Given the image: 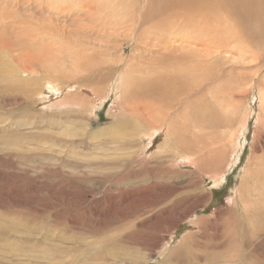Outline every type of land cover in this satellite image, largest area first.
<instances>
[{
	"label": "rangeland",
	"instance_id": "1",
	"mask_svg": "<svg viewBox=\"0 0 264 264\" xmlns=\"http://www.w3.org/2000/svg\"><path fill=\"white\" fill-rule=\"evenodd\" d=\"M114 1L102 0L101 3V0H0V18H4L0 24V35L3 36L2 42H7L6 44L11 48L9 54H4L2 58L0 56L1 67L5 68L4 73L7 77L14 73L20 76V79L15 81L16 85L9 84L15 95L0 91V113L9 119L11 116L18 121L16 122L18 125L12 126L11 132L6 127L3 129L6 134L13 133V138L8 135L5 138L4 135L0 136V216L4 215V218H0V233L6 235H2L0 238V257L4 258L0 264H27L29 257L35 264L34 261L38 258H47L44 256L45 251H42L43 247H50V245L53 246L61 241H63L61 244L64 247L63 250H71L74 257L79 258H76L75 264H140L144 261H148V264L156 262H158L157 264H163V262L164 264H264V179L263 176L259 177V175H264V125L257 126L256 121L257 117L260 116V119L264 117V110L259 113L260 92L258 88L260 85H256L257 82L264 83V0H209L211 3L216 2L217 4L214 3L216 7L219 2H222L221 9L214 14L210 13L209 8H203V0H192L196 6L192 11L190 7L189 12L191 13L188 12L191 24L174 32L178 36L192 38L189 41L190 47H192L189 48V53L192 52L195 64L203 65L200 68L207 67L206 71L212 69L211 72H224L223 78L218 80L217 78L197 80L206 85L201 89H198L201 83L197 82L194 77H189L192 81H196L193 83L195 85L191 90L193 95L188 103L191 106L188 108L190 119L203 116V118H207L203 124L205 128L203 136L208 141L216 138L222 140V136L225 134L227 136L234 130L233 136L238 137L239 144L237 147L230 148V144L227 142L226 146H223L218 161L201 162L198 157L202 151L201 153L193 152L195 168L175 163L174 173L167 177L162 176V178H159L160 175H156L157 177L147 181L145 185L156 180H161L163 184H174L175 190L169 200L175 199L176 201L185 198L188 201L175 206L172 210L174 216L171 213L170 215L168 211L165 213L159 211L162 204L157 205L158 207H149L154 214L158 213V218L144 226L140 224L141 215L136 218L134 225H132L134 218L131 220L127 217L122 222L127 211H134L131 208L142 191L135 187V184H141V177L145 175L146 167H140L139 164L135 166L134 164L137 165V163H128L124 167L118 165L116 169H113V160L117 163L122 162L129 158L127 155L131 156L132 152L139 151L141 147L137 138L134 143L124 141L127 136L134 133L132 128L135 127L133 124L130 125L133 119L130 114L131 109L127 104L130 100L123 95L124 89L117 86L124 83V79L128 77L125 90L129 96L135 97L132 101L150 103L152 97L154 99L157 93L162 91V84L172 79L169 77V71L177 67H186L171 61L169 64L168 60H160V54L169 55L172 53L168 51L152 50L148 53L147 58L138 57L135 60L132 57L136 56L129 45L134 39L145 40V35L152 36V39L156 35L159 36L163 32V16L171 12L178 15L181 14V10L174 9V5H178L176 0H116V3ZM157 4L166 8L160 15L158 10L156 11L158 14L155 12ZM111 5L112 8H109ZM124 7L125 9H123ZM144 7L148 9L146 10ZM138 8L143 15L150 16L155 12V19L162 20L160 23L150 19L151 22H155L152 31L149 29L146 31L148 21L141 23L135 32V35L141 37L140 39L133 38L135 35L133 36L132 32L128 31L129 25L124 22V16H135L140 11ZM228 10L229 12H227ZM194 12L197 17L193 15ZM217 20L220 21L217 23L218 25L214 26ZM158 24L160 26H157ZM119 31L122 35L119 34ZM115 32H118L119 35L114 34ZM144 33L146 34L144 35ZM229 38H231V43ZM165 40H162L164 44H166ZM107 41H110L109 44ZM16 43L19 44V47ZM218 43H221L222 46ZM40 46H44L42 49L45 50V53L58 51L60 54L53 53L52 57L48 55L46 57V54L43 55L39 49ZM22 49L23 51H20ZM69 49L71 50L69 51ZM135 55L137 54L135 53ZM31 56L33 57L30 60L31 63L28 62L30 70H27L28 57ZM152 57H155L156 60H152ZM222 57L227 58L228 61ZM107 62L111 67L106 65ZM12 63H16L17 67L9 69L8 65ZM54 64L62 65L63 68L62 66L60 70L54 68L55 76H51L52 71L49 68L55 67ZM221 64L222 66L217 68ZM35 67L39 70H36ZM77 67L79 71L76 69ZM7 69L9 70L7 71ZM73 70L78 73L81 71L84 80L80 73L77 75L75 74L77 72H71ZM72 73L82 80L81 84L74 83L76 77L74 76V80H72L70 78ZM158 75H162L160 81ZM237 77H241L240 84L231 92L227 89V85H233ZM48 78L63 87L70 84L68 89L77 94L81 93L82 100L84 97L92 98L95 101L93 109L91 111H89L90 108L81 109L72 103L62 101L65 90L61 91V94L48 92L49 89L45 82ZM27 79L32 82V87L35 86V82L38 91L42 92L41 95L38 93L36 95L35 92L33 100H30L29 97L27 100L17 91L20 83ZM179 79L187 78L181 76ZM261 87L264 91L263 84ZM206 89L211 90L212 94L218 95L216 99L212 98L214 107L211 102L210 105L205 106L204 104L207 100H211L209 94V96L205 95L206 93L203 94L207 98L201 96ZM131 92L132 94H130ZM136 94L137 96H135ZM17 95L18 99H16ZM198 95L202 97V100H198L199 102L196 100ZM117 96L119 101L126 104L121 106V110L124 112L123 116L120 115V110L117 107ZM14 99H16L15 102ZM235 107L234 112L230 110ZM215 108L217 109L214 115H210L212 114L211 109ZM145 109V112L149 111L147 107ZM218 109L222 113L226 111L227 114H219ZM201 110L203 116L196 115ZM8 111L12 113L6 114ZM23 113L24 115H22ZM52 113L55 114L52 115ZM243 114H245L244 123H242ZM74 115L76 116L72 119ZM229 119H232V122L224 125L223 122ZM8 120L1 123L0 129L7 122L9 124ZM200 123L199 120L198 124ZM262 124H264V120ZM205 125L207 126L205 127ZM45 127L48 129L46 130ZM255 131L259 132L258 136L255 135ZM14 132L16 133L14 134ZM155 133L153 144L146 145L142 155L143 159L140 162L149 161L158 146L166 140L164 133ZM47 135L55 136L53 141L57 139L62 141H57L58 143L50 147V137L48 138ZM150 138L145 140V143ZM1 140L4 145L1 144ZM24 140H27L25 146L30 147L31 153L25 156L23 153V156H18V153L22 154L18 149H21L20 143ZM81 140L84 141L78 143ZM129 145L134 146L127 148ZM215 145L217 146V144ZM206 148L211 150L216 147L210 143ZM109 151L113 157L109 155ZM64 159L77 160L79 164H84L80 167L81 170L73 172L68 165H65ZM97 161H103V163H96ZM210 166L215 171L210 169ZM201 167H204L203 173L200 172ZM132 168L140 174L130 175V179L128 178L123 186L131 185V190H133L125 192L123 186L115 188L118 190L117 196L112 195L108 200L103 201L108 191L114 190L112 186L115 185V182L119 178L125 177ZM248 169H253L251 174L245 173ZM172 174H174L173 177H171ZM245 176L248 178L244 184ZM136 177L139 178L136 179ZM189 180L192 186L190 191L182 189ZM21 183L25 185L27 191L24 192L17 187ZM239 184H242L247 190L244 191L243 200L245 203L246 196H249L247 200L250 205L247 206V210L238 198L233 204L234 191ZM15 187L18 188L17 192L14 191ZM18 190L21 193L17 195ZM157 190V187L150 188L148 193L154 194ZM17 198L22 199V203L15 207L14 201ZM102 201L105 202V206H103L105 212L91 216L88 210L90 206L98 202L103 203ZM147 213L146 210L145 214ZM171 218L175 223L172 228L169 227ZM19 219L25 223L24 227L17 224ZM160 219L164 222H158ZM200 220H204L203 222L206 223L201 224ZM114 227H116L115 230H110ZM137 227L141 231H138ZM16 229L20 231L27 229L28 231L26 234L23 232L22 246L13 247L12 242H7V235L14 234ZM124 230L126 232L123 233ZM104 237H108V240L111 237L114 238L111 240L112 242H101L100 240ZM168 237H171L173 242L168 241ZM133 238L143 241L139 250L136 243L132 242ZM83 239L84 241H82ZM36 240L41 241V246L35 245ZM154 241L157 243L152 250L150 246ZM29 245L32 246L27 247ZM110 245L112 246L110 247ZM99 246L104 247V251L110 256L109 260L84 259L85 254L98 249ZM173 248H175V253L171 256V260H165L168 252ZM18 251L27 252L29 257L26 260L16 261L19 259V255L15 256L17 258L13 255ZM89 253L93 254V252ZM67 254L61 250L58 257L62 259H58L59 261L57 260L55 263L66 264L69 261L68 257L70 256V260L73 257L70 253L69 256ZM145 254L152 255L150 256L152 258L145 257ZM38 261L41 262L43 259ZM45 262L55 264L54 262Z\"/></svg>",
	"mask_w": 264,
	"mask_h": 264
},
{
	"label": "bare ground",
	"instance_id": "2",
	"mask_svg": "<svg viewBox=\"0 0 264 264\" xmlns=\"http://www.w3.org/2000/svg\"><path fill=\"white\" fill-rule=\"evenodd\" d=\"M86 1V0H85ZM116 1V0H115ZM114 1V2H115ZM131 2H134V1H131ZM137 2V1H136ZM176 2H178V5H174V9H179L181 10V14H176V13H168L166 14V16H163V22L162 20L160 19H155V15L154 13L158 10L159 12V15L161 14L162 11H164L166 8L164 7H161V5H158L155 7V12H153L152 15H143L142 14V11L140 10L135 16L133 17H127L126 15L124 16V22L125 23H128V31L131 33L132 32V35L134 36L135 35V32H137V30L139 29V25L141 23H145V22H149L148 26H147V30H151L152 31V28L155 27V22H151V20H155V21H158V22H162V30L163 32L154 38L152 39L151 37H149L148 35H145L146 33H144L145 35V40L143 41H140L141 37L139 35H135L133 38H136V39H140V40H133L132 42H130V46H131V50L133 51V54L134 56L136 57H132L134 58L135 60L139 57L141 59H144V58H147L148 56V53L150 51H168L169 53L172 52L171 54L169 55H164V54H160L159 56V59L160 60H168L169 61V64H170V61L171 62H175L177 65H180V66H186V67H177V68H174L173 70H170L169 71V77L172 78L170 80H168L166 83L164 82L161 86V89L162 91L157 93V96H155V98L153 99L152 97V102L148 103V102H144V101H141V102H136L135 100L132 101V99L135 97L133 96H129V94H127L126 90H125V86L126 84L128 83V77L126 79H124V83L122 82V84L118 85L117 87L121 86L122 90H123V95L126 96L127 99H129L130 101L127 102V104L129 105L130 109H131V116L133 117L132 119V122L130 125L133 124V127L135 128H132L133 132L134 133H131V137L130 136H127V138L124 140V141H130V142H136V138L138 139L137 142L140 144V148H139V151H136V152H131L133 154L130 155H127L129 156V158H126L124 159L122 162H119L117 163V161L113 160L112 161V164H113V169H116L118 165H120L119 167H124L126 166L128 163H137L134 164L135 166H138V164L141 166H144L146 167L145 169V175L141 177V184H138L136 183L135 184V187L139 188L140 190L143 191H140L141 193L138 194L137 196V200L134 201L135 202V205L131 208V209H134V211H127V214L124 216L123 221H125L127 217H129V219H133L134 218V221L132 223V225H134L136 223V218L138 216H140L139 220H141L140 224L141 225H146L148 223H150V221H156L158 216L157 214H154V212H152V209H150L149 207H156L157 205L159 204H162V206H160V210L159 211H163L164 213L166 211L169 212V214L171 213L172 214V210L175 208V206L177 204H180L182 205L181 203L182 202H185V201H188L187 199H182V200H176L175 199H171L169 200L172 192L175 190V185L174 184H163V182L161 180H156V179H153V180H156V181H152V183L150 184H147V181H150L151 178H154V177H157L156 175H160L159 178H162V176H168L169 174L171 173H174V168H175V163L177 164H181V165H185V166H191L192 168H195L194 165H193V162H194V156H193V152H199L201 153L202 151V154L198 157V160L201 161V162H210V161H218V158L220 157V155L222 154L221 151H223V146L225 147L227 142H229L230 144V148L232 146H235L237 147V144L239 140L238 137H234L233 136V133H234V130L229 132L226 136V134L224 136H222V140L216 138L215 140H210L208 141L207 139H205V137L203 136V130L205 129L203 124H204V121L207 120V118H203L204 116L202 115V110L200 112H197L198 114L196 115H202L203 117H194L193 119H190V116L188 115V112H189V109L191 106L189 103V101L191 100L190 97H192L193 93H192V89L193 87L195 86L193 83H196L197 80H201V79H213V78H217V80L219 78H223L224 76V72L221 73V72H211L212 69L210 70H207L206 71V68L207 67H204V68H200L201 66L203 65H199V63L195 64L193 61V55H192V52L191 54L189 53V48H192L190 47L191 43L189 42L192 38L190 37H187V38H184L183 35H180L178 36V34H174V32H176L178 29H183L185 26H188L189 24H191V17L189 18L188 17V12L190 11V7H191V11L193 10V8L196 6V4H194L192 2V0H176ZM196 2V1H195ZM203 8H209L210 10V13L214 14L215 12L217 13V11H219L221 9V3L219 2V5L216 7V4L214 3H211L209 2V0H203ZM75 3V2H73ZM82 3V2H81ZM86 3V2H85ZM101 3H102V0H101ZM116 3V2H115ZM119 3V2H118ZM139 3V2H138ZM127 4V3H125ZM133 4V3H131ZM79 5V3H78ZM256 5V4H255ZM84 6H86L84 4ZM119 6V5H118ZM145 6V5H144ZM228 6V5H227ZM64 7V6H63ZM109 7V6H108ZM128 7V6H127ZM224 7V6H223ZM226 7V6H225ZM71 8V7H70ZM109 8H112V5L109 7ZM134 8V7H133ZM146 8V7H144ZM125 9V7L123 8ZM127 9H130V8H127ZM126 9V10H127ZM148 8H146L147 10ZM173 9V10H174ZM151 11V10H149ZM120 12V11H119ZM158 12H156V14H158ZM229 12V10L227 11ZM191 13V12H189ZM121 14V12H120ZM149 14V13H148ZM158 15V16H159ZM195 17H197L196 13L194 12L193 14ZM162 17V16H161ZM220 17V16H219ZM7 18V17H6ZM154 18V19H153ZM160 18V17H159ZM1 21H0V24L2 23V20L4 21V18H0ZM226 19V18H225ZM118 20V19H116ZM201 21V19H198V21ZM203 20V19H202ZM209 20V19H208ZM207 20V21H208ZM15 21V20H14ZM214 21V20H213ZM220 20H217L215 22V25H218L217 23H219ZM230 22V21H229ZM17 23V22H16ZM115 23V22H114ZM120 23V22H119ZM206 23V22H205ZM14 24V23H13ZM26 24V23H25ZM106 24V23H105ZM132 24V25H131ZM213 24V23H212ZM15 26V24H14ZM157 26H160L159 24ZM156 26V27H157ZM184 26V27H183ZM121 27V26H120ZM107 28V27H105ZM115 28V27H114ZM117 28V27H116ZM199 29V28H198ZM52 30V29H51ZM110 31V28L108 29ZM112 30V29H111ZM115 30V29H114ZM113 30V31H114ZM158 30V29H157ZM154 31H155V28H154ZM161 31V30H160ZM33 33V32H32ZM114 34H117L119 35L120 34V31H119V34L118 32L114 33ZM128 34V33H127ZM142 34V33H141ZM154 34V33H153ZM172 34V35H171ZM225 34V33H224ZM236 34V33H235ZM42 35V34H40ZM122 35V34H120ZM129 35V34H128ZM155 35V34H154ZM229 35V34H228ZM49 36V35H48ZM51 36V35H50ZM124 36V35H123ZM127 36V35H126ZM230 36V35H229ZM234 36V35H233ZM3 37V36H2ZM2 37L0 35V56L1 58L3 57L4 54L6 53H10V46L4 42H2ZM6 37V36H5ZM21 37V36H20ZM25 37V36H24ZM34 37V36H33ZM101 37V36H100ZM224 37V36H223ZM226 37V36H225ZM237 37H239V35H237ZM28 38V37H27ZM221 38V37H219ZM241 38L243 39L242 35H241ZM30 39V38H28ZM27 39V40H28ZM130 39V38H129ZM166 39L165 40V43L162 41V40ZM226 39V38H225ZM230 40V43H231V38H229ZM233 39V38H232ZM39 40V38H38ZM87 40V39H86ZM131 40V39H130ZM156 40V41H154ZM227 40V39H226ZM115 41V40H114ZM117 41V40H116ZM219 41V40H218ZM42 42V41H41ZM105 42V41H104ZM108 42V41H107ZM110 42V41H109ZM108 42V44H109ZM222 42V41H221ZM225 42V41H224ZM223 42V43H224ZM50 43V42H49ZM94 43V42H93ZM216 43V42H214ZM229 43V44H230ZM248 43V42H247ZM108 44H105V45H108ZM219 44V43H218ZM221 44V43H220ZM219 44V45H220ZM228 44V42H227ZM16 45L18 46L19 44L16 43ZM41 45V44H40ZM151 45V47H150ZM225 45V44H224ZM60 46V45H59ZM99 46H101L99 44ZM222 46V44L220 45ZM228 46V45H227ZM19 47V46H18ZM44 46H40L39 49L42 51L43 55H45L47 57V55L49 57H52V54L53 53H58L60 54L58 51L56 52H53V53H45V50L43 51V48ZM50 47V46H49ZM51 47H53L51 45ZM57 48V47H56ZM61 48V47H60ZM49 49V48H48ZM17 50V49H16ZM39 50V51H40ZM71 49H69L70 51ZM20 51H23L20 50ZM40 51V52H41ZM47 51V50H46ZM181 51V52H180ZM37 52V51H36ZM115 52V51H114ZM98 53V52H97ZM117 53V52H115ZM135 53L138 55H135ZM214 53V52H213ZM50 54V55H49ZM64 54V53H63ZM54 55V54H53ZM91 55V53H90ZM102 55V54H101ZM96 57V56H95ZM120 57V56H119ZM199 57V56H197ZM33 57H28V61H27V70H30L28 69V64L31 63V59ZM90 58V57H89ZM118 58V57H117ZM121 58V57H120ZM200 58V57H199ZM224 58V57H222ZM213 59V58H212ZM224 59H227V58H224ZM36 60V59H35ZM113 60V59H112ZM126 60V58H125ZM152 60H156L155 57H152ZM216 60V58H215ZM230 62H231V58L229 59ZM39 61V60H38ZM198 61V60H197ZM205 61V60H204ZM212 61V60H211ZM228 61V59H227ZM233 61V60H232ZM29 62V63H28ZM199 62V61H198ZM42 63V62H41ZM106 63V62H105ZM108 63V62H107ZM127 63V62H126ZM131 63V62H130ZM212 63V62H211ZM229 63V62H228ZM43 64V63H42ZM128 64V63H127ZM31 65V64H30ZM29 65V66H30ZM55 67H51L49 69H51L52 71V74L51 76H55V71L54 68H58L59 70L61 69V66H59V64H54ZM58 65V66H57ZM89 65V64H88ZM107 66H110L109 63L106 64ZM134 65V64H133ZM139 65V64H138ZM144 65V64H143ZM150 65V64H149ZM155 65V64H154ZM211 65V64H210ZM57 66V67H56ZM98 66V65H97ZM106 66V67H107ZM131 66V65H130ZM152 66V65H151ZM157 66V65H155ZM221 65H219L217 68L221 67ZM9 69L10 68H13V67H17V64L16 63H12V64H9L8 65ZM105 67V66H104ZM111 67V66H110ZM126 67V66H125ZM137 67V66H136ZM33 68V67H32ZM36 68V67H35ZM63 68V66H62ZM94 68H95V65H94ZM134 68V67H133ZM212 68V66H211ZM216 68V69H217ZM7 69V71L9 70ZM57 69V70H58ZM78 70V67L76 68ZM132 69V68H131ZM32 70V69H31ZM34 70V68H33ZM36 70H39L36 68ZM75 70V69H74ZM71 71V72H77V71ZM139 70V69H138ZM5 71V68L4 67H1V59H0V91L2 93H5V94H9L11 93V95H15L14 92L11 90V88L9 87L10 85L9 84H13V85H16V80H19L20 79V76L17 75V73H14L12 74L10 77H7L6 74L4 73ZM79 71V70H78ZM128 72V71H127ZM141 72V71H140ZM80 75H81V71L79 72ZM79 73H75L77 75H79ZM211 73V74H210ZM73 75H71L72 77V80H74V73H72ZM77 75L75 76V80H74V83H77V84H81L82 80H84V78L82 77L83 75H81V77L83 78L82 80H79ZM119 75V74H118ZM125 75V74H124ZM258 75V74H256ZM185 77L187 79H179L180 77ZM194 77L196 79V81H192L189 77ZM215 76V77H214ZM230 76V75H229ZM123 78H125L123 76ZM162 78V75H158V79L160 81V79ZM78 79V80H77ZM236 79V78H235ZM232 80V78H231ZM240 80H241V77H237V79L235 80L236 84L233 83V85L231 86H228L227 85V89L229 91H234L235 88L240 84ZM11 81V82H10ZM28 81V82H27ZM120 81V80H118ZM253 81V80H252ZM47 83V87H48V92L50 93H59L61 94V91L63 92V90H65V92L63 93V99L62 101L64 100V102H69L74 104V106L76 107H81V109H89V111H91L93 109V105L95 103V101H93V99L91 98H88V97H84V99L82 100V94L79 93L77 94L76 92H73L71 89H68V86L70 85H67L66 87H63L61 84H58V83H55V81L51 80L50 78H48L46 81ZM197 82H200L201 83V86L198 88V89H201L202 87H206V85L203 83L202 84V81H197ZM218 82V81H217ZM252 83V82H251ZM119 84V83H118ZM235 84V85H234ZM261 84H263L264 86V83H261V82H257L256 85H260V88H258V91L260 92V96H259V100H258V108H259V113L261 112V110H264V91H262V87H261ZM34 87H32V82L30 80H24L20 83V87H18L17 91H19L21 93V95L26 98L28 100V97L30 100H33L34 98V93L36 92V95L37 93L38 94H42L41 91H38V89L36 88V83L34 82ZM76 85V84H75ZM83 85H85L83 83ZM222 85V84H221ZM230 85V84H229ZM223 86H224V83H223ZM221 86V87H223ZM257 86V87H258ZM129 87V86H128ZM220 87V88H221ZM67 88V89H66ZM127 88V87H126ZM251 88V87H250ZM135 89V88H134ZM134 89L132 91H134ZM130 90V89H128ZM91 91V90H90ZM121 91V90H120ZM257 91V92H258ZM85 93V92H84ZM115 93V92H114ZM118 93V92H116ZM204 93H206L205 95L209 96V99L211 98V100H207L206 102H204L205 106L206 105H210V102L212 103L213 107L215 106L213 101H212V98L213 99H216L218 97L217 94H212V91H208V89H206L202 94L201 96L203 98H205L206 96L203 95ZM77 94V95H76ZM87 94V93H85ZM132 94V92L130 93ZM209 94V95H208ZM89 95V94H88ZM87 95V96H88ZM177 95H180V96H177ZM259 95V94H258ZM76 96V97H75ZM137 96V94L135 95ZM18 95L16 96V99H18ZM92 97V96H91ZM183 97V98H182ZM202 97H196V100L200 101L202 100ZM62 98V97H61ZM99 98V97H98ZM139 98V97H138ZM207 98V97H206ZM14 99V102L15 100ZM21 99V98H20ZM23 99V98H22ZM35 99V98H34ZM96 99V97H95ZM150 100V101H151ZM22 101V100H21ZM26 101V100H25ZM116 101H118V109L120 110V115L123 116V113L122 110H121V106H125L126 104L125 103H122L121 101L118 100V96H117V99ZM140 101V100H139ZM193 101V100H192ZM191 101V102H192ZM198 101V102H199ZM233 101V99H232ZM7 102V101H6ZM9 102V101H8ZM29 102V101H28ZM61 102V100H60ZM65 102V103H66ZM57 103V102H56ZM117 103V102H116ZM7 104V103H6ZM58 104V103H57ZM3 105V104H2ZM4 106V105H3ZM232 106H233V103H232ZM235 106V105H234ZM116 107V108H117ZM148 108L149 111L148 112H145V108ZM208 107V106H207ZM238 107V106H237ZM248 107V106H247ZM12 108V107H10ZM9 109V108H7ZM77 109V108H76ZM210 109V108H209ZM217 108H215L214 110L211 109V113L210 115H214V112L216 111ZM192 110V109H191ZM231 111H235L236 110V107L233 108V109H230ZM73 111H76V110H73ZM124 111V110H123ZM199 111V110H198ZM204 111V110H203ZM247 111V110H246ZM191 112V111H190ZM217 112L219 114H227L226 111H224L222 113V111L220 109L217 110ZM12 112L8 111L6 112V114H11ZM68 113V112H67ZM74 113V112H73ZM76 113V112H75ZM78 113V112H77ZM206 113V112H205ZM208 113V112H207ZM55 113H52V115H54ZM70 114V113H68ZM209 114V113H208ZM229 114V113H228ZM24 115V113L22 114ZM51 115V114H50ZM77 115V114H76ZM74 115L72 117V119H74V117L76 116ZM230 115V114H229ZM258 115V114H257ZM38 116V115H37ZM65 116V115H64ZM114 116V114H113ZM194 116V114H193ZM243 118H242V123H244V117H245V114L242 115ZM259 116V115H258ZM10 119L6 116H4L3 113H0V125L1 123L7 121H9V124L7 122L6 125H2V129H0V136H3L4 135V138L8 135L10 138L12 137V134L9 135V134H6L3 129L6 127L9 132H11V128L12 126L14 125H18L16 122L15 119H13L11 116H9ZM36 117V116H35ZM44 119V116H42ZM51 117V116H50ZM54 117V116H53ZM39 118V117H38ZM264 117H262V119H260V116L257 117L256 121H257V126L259 124L261 125H264L262 124V121L264 120L263 119ZM30 119V118H29ZM62 119V118H61ZM65 119V118H64ZM69 119V118H68ZM37 120V119H36ZM46 120V119H45ZM54 120V119H53ZM200 120V124H198V121ZM38 121V120H37ZM55 121V120H54ZM53 121V122H54ZM197 121V122H196ZM20 122V121H19ZM40 122V121H39ZM52 122V123H53ZM56 122H58L56 120ZM65 122V121H63ZM209 122V121H207ZM229 122H232V119H229L225 122H223L224 125H228ZM216 123V122H215ZM27 124V123H26ZM54 124V123H53ZM56 124V123H55ZM214 124V123H213ZM207 125H205L206 127ZM20 127V126H19ZM46 128V127H45ZM35 129V128H34ZM48 128H46L47 130ZM18 130V129H17ZM36 130V129H35ZM39 130V129H38ZM33 131V130H32ZM37 131V130H36ZM63 131V130H61ZM163 131V132H162ZM199 131H202V133H199ZM19 132V131H18ZM155 132H161L165 134V141L158 146V148L156 149V151L151 155V158H149V161H144V162H140L141 159H143L142 155L144 153V148L146 147V145H150L153 141H154V138L153 136H156ZM239 132V131H238ZM256 132V131H255ZM16 132H14L15 134ZM258 131L256 132L255 135L258 136ZM108 134V133H107ZM17 136V135H16ZM48 138L50 137L49 135H47ZM256 136V137H257ZM20 137V136H18ZM17 137V138H18ZM54 137L55 136H51L49 138V142H50V147L54 146L56 143H58L57 141H62L61 139H57L56 141H53L54 140ZM151 137V138H150ZM13 138V137H12ZM21 138V137H20ZM19 138V139H20ZM148 138H150L148 140V142L146 141L145 143V140H147ZM255 138V137H254ZM89 139V138H88ZM205 139V140H204ZM258 139V138H257ZM21 140V139H20ZM84 141V140H83ZM82 140L79 141L78 143H82L83 142ZM213 141V142H212ZM14 143V141H12ZM18 142V141H17ZM25 142H27V140H24L22 143H20V147L21 149H18L20 150L19 152H22V154H17L18 156H23V153H24V156L27 155L28 153H31V150H30V147H26L25 146ZM256 142V141H255ZM87 143V142H86ZM113 143V142H111ZM115 143V142H114ZM204 143H212L216 148H212L211 150L210 149H207V145L208 144H204ZM1 144H3V141L1 140ZM19 144V142H18ZM85 144V143H84ZM153 144V143H152ZM217 144V146L215 145ZM256 144V143H255ZM259 144V143H258ZM4 145V144H3ZM13 145V144H12ZM15 145V144H14ZM31 145V143H30ZM45 145V144H44ZM47 145V144H46ZM83 145V144H81ZM1 146V145H0ZM134 145H129L127 148H131L133 147ZM7 147V146H6ZM17 147V146H16ZM19 147V146H18ZM125 147V145H124ZM120 148V146H119ZM233 148V147H232ZM8 149V148H7ZM52 149V148H51ZM106 149V148H105ZM1 150V149H0ZM5 150V149H4ZM17 150V151H18ZM119 150V149H118ZM117 150V151H118ZM133 150V149H132ZM126 151V150H124ZM128 151V150H127ZM119 152V151H118ZM253 152V150H252ZM109 155L111 156V152L109 151L108 152ZM121 153V152H120ZM228 153V152H227ZM231 153V152H230ZM34 154H38V153H34ZM68 154V153H67ZM113 154V153H112ZM125 154V153H124ZM126 155V154H125ZM232 155V154H231ZM233 156V155H232ZM113 157V155L111 156ZM115 159V158H114ZM65 162V165H68L69 168H71V170L74 172V171H79L81 170L80 167L83 166L84 163H81L79 164L77 160H66L64 159L63 160ZM229 161V160H228ZM96 163H100L102 164L103 161H97ZM134 166V167H135ZM249 168H252V166H249ZM79 169V170H78ZM176 169V168H175ZM203 169L204 167H201L200 169V172L203 173ZM210 169H213V167L210 166ZM196 170V169H195ZM214 170V169H213ZM215 171V170H214ZM253 171V169H248L245 173H249L251 174V172ZM191 173V172H190ZM138 175L140 174V172H136L133 170V168L131 169L130 172H128L125 177H121L119 178L116 182H115V185H113L112 187L114 188V190H110L108 191V194L106 195L105 197V200L103 201H106L108 200L112 195L113 196H117V193H118V190H116L115 188H119L121 186H123V184L125 183V181H128V178L130 177V175ZM214 172L211 173V175L213 176ZM174 174L171 175V177H173ZM254 176V175H253ZM260 176H263V179H264V175H259ZM254 177H257V176H254ZM132 178V177H131ZM135 178V177H133ZM139 178V177H136V179ZM248 177L245 176V179H244V184L246 183V179ZM130 179V178H129ZM251 179V178H250ZM132 180V179H131ZM259 180V178H258ZM130 181V180H129ZM190 180L182 187V189H186L188 191H190L191 189V184L189 183ZM127 183V182H126ZM242 183V182H241ZM30 184V182H29ZM122 184V185H121ZM31 185V184H30ZM25 185L23 183H21L19 186H17L19 189L23 190L24 192L27 191L26 187H24ZM134 186V185H133ZM17 187L14 188V191L17 192ZM155 187L158 188V190L156 192H154V194H149V189L150 188H154ZM125 192H129V190H131L132 186L130 185L129 187H125L123 186ZM135 188V190L137 191L138 189ZM166 188V189H165ZM26 189V190H25ZM133 190V189H132ZM131 190V191H132ZM134 190V191H135ZM20 190H18V194H20L21 192H19ZM244 191L246 192L247 190H245V188L242 186V184H239V186H237L236 190L234 191L235 192V195H234V202L233 204H235V202L237 201V198L238 200L242 203H243V207L247 210V206L250 205V202L247 200L249 198V196H246V203L244 202V197H245V194H244ZM248 191H249V188H248ZM139 192V190L137 191ZM136 192V194H137ZM112 193H115V194H112ZM134 193V192H133ZM157 193V194H156ZM247 194V193H246ZM126 195H128V193H126ZM186 195V194H185ZM22 198V197H21ZM23 199V198H22ZM22 199L20 198H17L15 199L14 201V206L17 207L18 204H21L22 203ZM236 199V201H235ZM102 201V202H103ZM101 202H98V203H94L93 205L90 206V209L89 212H90V215L91 216H94L96 214H102L104 213L105 211V208H103V206H105V202L101 203V205L99 207H97L98 204H100ZM238 205V204H237ZM158 207V206H157ZM224 208V207H223ZM239 208V207H238ZM146 209L147 210V214H145V211L144 210ZM158 209V208H157ZM244 209V211H245ZM154 210V209H153ZM221 210V209H220ZM236 210V209H235ZM240 210V209H239ZM55 211V210H54ZM156 212V211H155ZM219 212V211H218ZM8 213V212H7ZM188 213V212H187ZM9 214V213H8ZM58 214V213H57ZM170 214V215H171ZM220 214V213H219ZM240 214V213H239ZM244 215V214H243ZM4 216V215H3ZM3 216H0L3 217ZM8 216V215H7ZM172 216H174L172 214ZM20 217V215H19ZM148 217V218H147ZM4 218V217H3ZM12 218V217H11ZM21 219V218H20ZM18 220L17 224L20 226V227H24L25 223H23L21 220ZM125 219V220H124ZM128 219V220H129ZM23 220V219H22ZM127 220V221H128ZM171 222H169V227L172 228L175 223L173 222V218L170 219ZM179 221V220H178ZM201 221V220H200ZM204 220L201 221V224L202 223H206V222H203ZM236 221V220H235ZM131 222V221H130ZM129 222V223H130ZM158 222H164L162 219H160ZM6 224V223H5ZM8 225V224H6ZM47 225V224H46ZM27 226H29L27 224ZM141 227V226H140ZM116 227L110 229V230H115ZM233 228V227H232ZM138 229V227H137ZM60 230V229H59ZM27 229L26 230H15L14 234L12 233V235H7V242H12V246L13 247H17V246H22V243L24 242L23 240V232H25V234L27 233ZM138 231H141L138 229ZM236 233H237V230L235 229ZM123 233L126 232L125 230L122 231ZM137 232V231H136ZM156 232V231H155ZM88 233V231H87ZM113 234V233H112ZM155 234V233H154ZM2 235L6 236L5 234H2V232L0 233V238H2ZM160 235V234H159ZM90 237L92 236V233L91 235H89ZM129 236V235H128ZM154 236V235H153ZM264 236V235H263ZM69 237V236H68ZM194 237V236H193ZM66 238V237H65ZM114 238V237H113ZM111 237V239L108 240V237H104L102 238L100 241L101 242H112L111 240L113 239ZM168 241H171V237H168ZM145 239V238H143ZM173 239V238H172ZM34 240V239H33ZM136 240V241H135ZM138 240V242H137ZM184 240V239H183ZM84 241V239L82 240ZM90 241V240H89ZM259 241V240H258ZM35 242V240H34ZM62 242V243H61ZM59 242L58 244H55L53 246L50 245V247H43V250L42 251H45L44 253V256H46L47 258H38L36 261H34L35 264H47V262L45 261H49V262H56L58 259H62V258H59L58 255L60 254L61 250L63 253L67 254L69 256V253L70 255H72L73 257H71V260H70V256L68 257L69 261L66 262V264H75L76 263V258L78 257H74L73 255V252H71V250H63L64 247L61 246V244H63V241ZM93 242V241H92ZM95 242V241H94ZM132 242L136 243V247H138V250L140 247H142V244H143V241L140 240L139 238H133L132 239ZM162 242V241H161ZM90 243V242H89ZM96 243V242H95ZM95 243H92L93 245ZM99 243V242H98ZM157 242L154 241L153 244H151V249L154 247V245L156 244ZM254 243V242H253ZM32 244V243H31ZM85 244V242H84ZM87 244V243H86ZM91 244V245H92ZM103 244H106V243H103ZM35 245L37 246H41V241L40 240H36V243ZM80 245V244H79ZM109 245V244H108ZM191 245V244H190ZM32 245H29L27 247H31ZM81 246V245H80ZM112 245H110L111 247ZM182 246V245H181ZM185 246V245H184ZM187 246V245H186ZM34 247V246H33ZM57 247H60L59 249H56ZM69 247V246H68ZM85 247V245H84ZM87 247L88 244H87ZM135 247V248H136ZM82 248V247H81ZM80 248V250H81ZM103 248V249H102ZM176 248V247H175ZM175 248L171 249L169 252H168V256L165 258V260H171V256L174 255L175 253ZM34 249H36L34 247ZM70 249V248H69ZM90 250V248H87ZM124 249V248H123ZM75 250V249H74ZM128 250V249H127ZM153 250V249H152ZM182 250V249H181ZM39 251V250H38ZM41 251V252H42ZM83 251V250H82ZM88 252V251H87ZM89 252H93V254H90ZM87 254H85L84 256V259L86 260H89L88 258H90L91 261H93L94 259H103V260H109L110 259V256L108 253H106L104 251V247L103 246H99L98 249H95L93 251H89ZM177 253V252H176ZM16 255H19V259H15L17 257H15ZM15 258L16 261L18 260H26L29 256L27 255V252H21V251H18V252H15V254L13 255ZM12 256V257H13ZM52 256V257H51ZM77 256V254H76ZM80 256V255H79ZM150 257L152 255H148V254H145V257ZM65 257V255H64ZM152 258V257H150ZM170 258V259H169ZM242 258V257H241ZM41 262H39L38 260H42ZM67 259V260H68ZM79 259V258H78ZM82 259V258H81ZM80 259V260H81ZM147 259V258H146ZM4 258L3 257H0V261H3ZM9 260H12V259H9ZM163 260V259H162ZM59 261V260H58ZM78 262V261H77ZM18 263H21V262H18ZM27 264H33V260L30 259V257L28 258V262H26ZM58 263V262H57ZM149 262H142L140 264H148ZM158 262H156L155 264H157ZM240 263V262H239ZM50 264V263H49ZM56 264V263H55ZM63 264V263H62ZM124 264V263H123ZM164 264V262H163ZM243 264V263H242Z\"/></svg>",
	"mask_w": 264,
	"mask_h": 264
}]
</instances>
